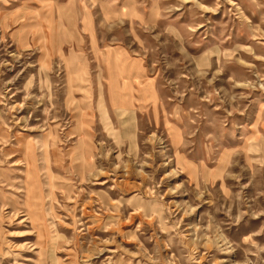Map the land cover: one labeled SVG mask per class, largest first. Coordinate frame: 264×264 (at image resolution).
I'll list each match as a JSON object with an SVG mask.
<instances>
[{
    "label": "rangeland",
    "instance_id": "374dc122",
    "mask_svg": "<svg viewBox=\"0 0 264 264\" xmlns=\"http://www.w3.org/2000/svg\"><path fill=\"white\" fill-rule=\"evenodd\" d=\"M0 264H264V0H0Z\"/></svg>",
    "mask_w": 264,
    "mask_h": 264
},
{
    "label": "crops",
    "instance_id": "0c3cea01",
    "mask_svg": "<svg viewBox=\"0 0 264 264\" xmlns=\"http://www.w3.org/2000/svg\"><path fill=\"white\" fill-rule=\"evenodd\" d=\"M111 59H112V57H110ZM113 61H114V57H113V59H112ZM129 76V75H128ZM131 76H135L134 74H132Z\"/></svg>",
    "mask_w": 264,
    "mask_h": 264
},
{
    "label": "bare ground",
    "instance_id": "6f19581e",
    "mask_svg": "<svg viewBox=\"0 0 264 264\" xmlns=\"http://www.w3.org/2000/svg\"><path fill=\"white\" fill-rule=\"evenodd\" d=\"M86 156V155H85ZM31 184V183H30ZM28 195V194H27ZM33 204V203H32ZM35 227V226H34ZM39 229H41V228H39ZM42 230V229H41ZM46 231V230H45Z\"/></svg>",
    "mask_w": 264,
    "mask_h": 264
}]
</instances>
